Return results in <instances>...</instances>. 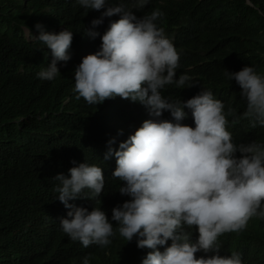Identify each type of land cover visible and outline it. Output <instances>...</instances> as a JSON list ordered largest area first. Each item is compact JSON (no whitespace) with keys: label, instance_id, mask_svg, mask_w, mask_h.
Segmentation results:
<instances>
[{"label":"clouds","instance_id":"9594fccd","mask_svg":"<svg viewBox=\"0 0 264 264\" xmlns=\"http://www.w3.org/2000/svg\"><path fill=\"white\" fill-rule=\"evenodd\" d=\"M76 2L88 10L105 9L92 21L93 29L106 17L119 19L111 21L102 35L94 30L85 33L93 40L99 37L101 45L75 70V99L97 106L119 97L138 102L151 118L130 132L118 148L113 147L115 138L107 142L104 160L115 159L112 178L120 181L118 193L129 198L111 210V219L101 207L89 211L69 203L102 197L106 178L101 166L72 161L75 166L67 176L53 178L58 182L56 199L68 210L59 220L62 232L85 248H106L117 235L127 243L135 240L138 249L151 250L142 264H245L235 251L220 256L218 238L243 232L251 218L264 220V142L237 143L227 130L228 117H236L234 108L209 88L201 87L187 101L163 94L168 86L183 90L198 83L186 73L177 75L180 53L160 26L164 12L134 14L151 0H131L130 4L120 0L117 6H109L108 0ZM245 4L264 15L251 0ZM35 28L39 35L25 26L24 37L51 50V63L37 73L38 79L51 82L61 76L58 65L66 66L71 60L68 50L74 32H49L40 24ZM222 71L242 90L245 110L236 119L264 128V74L255 66ZM185 109L194 127L184 123ZM164 112L170 113V120L161 119ZM197 253L203 255L197 258ZM91 260V255L85 256L82 264Z\"/></svg>","mask_w":264,"mask_h":264},{"label":"trees","instance_id":"16d2710c","mask_svg":"<svg viewBox=\"0 0 264 264\" xmlns=\"http://www.w3.org/2000/svg\"><path fill=\"white\" fill-rule=\"evenodd\" d=\"M119 2L108 0L109 6ZM251 2L264 11V0ZM157 9L165 14L160 26L180 53L177 75L186 73L198 83L183 90L168 86L163 94L187 101L201 87L209 88L241 117L245 110L239 95L242 90L222 70L238 72L255 66L264 74V15L245 0H151L134 14L139 17ZM104 10L84 9L76 0H0V264H82L89 255L91 264H142L151 251L138 249L135 240L127 243L119 235L106 248H85L71 241L59 223L68 210L56 199L58 182L53 178L67 176L75 166L72 161L101 166L106 185L95 201L69 203L89 211L101 207L111 219V210L129 199L118 193L120 181L112 178L116 162L104 160L106 145L115 138L113 147L118 148L130 132L151 118L138 102L119 97L97 106L75 99V70L101 45L99 37L93 40L85 33L94 30L102 35L111 21L119 19L106 17L93 29L92 21ZM37 24L49 32H74L68 50L71 60L66 66L58 65L61 76L51 82L37 78L51 63V50L24 37L25 26L39 35ZM185 111L184 123L194 127L190 111ZM236 117H228L227 130L237 143L264 142V128H253ZM161 119L170 120V113L164 112ZM218 242L222 257L235 251L242 254L245 264H264V220L251 218L246 230L224 234ZM201 255L196 254L197 258Z\"/></svg>","mask_w":264,"mask_h":264}]
</instances>
